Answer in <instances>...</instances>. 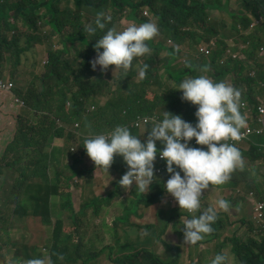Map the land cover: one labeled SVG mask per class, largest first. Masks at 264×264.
Segmentation results:
<instances>
[{
	"label": "trees",
	"instance_id": "obj_1",
	"mask_svg": "<svg viewBox=\"0 0 264 264\" xmlns=\"http://www.w3.org/2000/svg\"><path fill=\"white\" fill-rule=\"evenodd\" d=\"M231 1L0 0V30L12 32L10 39L6 37L4 41H0V60L4 59L1 52L4 50L8 60L11 61L14 55L16 63H19L20 56L32 48L33 42L41 40L38 36L21 32L19 22L32 32H38L40 26L44 25L42 27L48 28L50 36H58L62 44V50L50 53L47 72L42 77L44 82L47 78H54V85L47 87L44 83L45 90L40 88L28 93V117L17 116L16 132L11 142L6 145L0 160V195L13 209L14 219L26 221L35 216L40 218L46 227L51 228L50 244L47 246L51 264H91L94 257L90 249L88 253H81L84 242L75 238L80 216L85 211L84 205L76 207L71 193L66 191L70 189V181L74 176L85 175V180L90 182L93 174L84 168L85 161L81 152L70 158V149L64 150L54 145L55 140H66L67 143L74 141L75 135L67 132V126L87 117L90 124L94 123L96 128L108 129L102 133L106 134L119 125L128 127L132 134L140 136L138 129L132 128L133 122L139 116H153L159 107L164 110L156 120L162 119L164 111H167L180 115L185 121L195 125L197 106L182 101V92L176 89L183 79L200 75H206L215 82H226L239 89L241 102H248L255 108L249 115L240 109L242 115L248 124L258 123L257 107L259 101L264 100V59L261 60L259 54L260 48L264 46V0H238L237 9L231 8ZM61 2H73L77 12L73 15L68 8L60 9L56 3ZM145 10H148V15ZM210 11L220 12V17L212 16ZM99 12L112 17L104 31L111 27L122 30L124 23L139 25L154 22L158 26V35L147 42L148 47L153 49V54L144 62L149 67L146 78L140 81L139 85L133 80L137 75H132L129 71L126 74L117 71L121 78L114 88L111 84L114 68L109 67L101 72L97 66L96 70H93L91 62L96 57L94 45L104 31L98 30L92 36L83 29L87 26L86 20L96 19ZM223 13L231 16V22L221 16ZM22 41L24 45H21ZM212 43H215L216 47L210 56L199 54L202 46L209 47ZM234 44L244 45L243 52L237 58L230 52ZM180 49L184 52L176 58ZM70 52L84 57V60L79 63L69 62L64 56ZM163 52L168 54L164 66L170 70L168 77L172 89H168V85L162 81V74L156 75L157 62ZM195 52L206 58L198 62L192 56ZM175 61L180 62L178 68H172ZM254 72L256 75L252 76ZM150 86L158 87L160 91L152 101L144 100L142 93L135 89ZM101 95H106L108 101L103 106L97 105V109L88 115V105L94 103ZM68 104L70 108L66 111ZM83 127L87 131V121L83 123ZM194 140L193 138L190 142L192 147ZM250 143L251 152L239 149L245 162L244 169L235 170L227 182L228 189L225 194L232 201V205L228 211H224L226 214L231 210L240 212L243 209L233 197L236 190H241V195H244V186L250 190L264 188V174L261 172L264 169V136H254ZM250 162L258 164L250 166ZM157 165L158 163H154V167ZM110 169L122 172L127 171V166L122 157L115 156ZM66 171L70 174L67 175ZM168 179L166 176L157 179L156 185L151 189L155 194L154 198L165 193L163 184ZM112 182L113 180L102 195L94 196V199L85 205L90 207L97 217L107 213L113 199L124 191L118 182ZM111 183L113 190L110 188ZM263 193L264 190L260 194ZM135 196L136 200L146 197L138 194ZM170 199L174 198L171 196ZM130 202L132 201L122 196L117 203L120 207ZM158 210L163 211L160 208ZM172 213L175 215L176 226L180 224V230L177 229L175 234L183 242V223L192 215L181 210ZM247 216L250 218L248 213ZM111 221L104 224L107 230H111V226L114 227ZM9 223V219L0 215L1 241L9 236ZM165 223L172 224L167 221ZM224 225L228 232L230 227L227 217H218L212 226L213 232L208 236L216 237L218 232L224 229ZM67 227L70 229L67 230ZM249 231L250 234L254 231L263 237L260 241L250 238L246 243L241 242L238 248L233 243L240 239H232L231 250L233 249L232 252L236 255V264H264V231H259L258 227L253 226H249ZM147 232L144 238L133 243L137 251L133 246H120L122 239L118 242V239L110 234L114 245L106 249L105 246L104 249L111 251L109 256L113 264L176 263L181 253L180 247L157 236L165 248L164 260L147 247L156 237ZM164 233L165 230L162 235ZM146 239L147 244L144 242ZM199 243L197 245H200ZM228 244L223 241L218 247L222 248ZM25 247L28 248H15V256L25 255ZM127 251L130 253H126ZM116 253L120 255L117 256ZM25 256L30 258L29 254Z\"/></svg>",
	"mask_w": 264,
	"mask_h": 264
},
{
	"label": "clouds",
	"instance_id": "obj_2",
	"mask_svg": "<svg viewBox=\"0 0 264 264\" xmlns=\"http://www.w3.org/2000/svg\"><path fill=\"white\" fill-rule=\"evenodd\" d=\"M145 14L148 15V10H145ZM111 20L110 15L99 12L94 26L89 24L84 27L83 31L94 36L98 30L104 31ZM158 32V26L154 22L139 25L127 23L122 30L116 27L108 28L99 39H96L94 45L96 57L91 62L93 70L99 66L100 71L104 72L109 69V66H115L113 73L122 71L126 74L135 68L138 80L143 81L149 65H134L133 61L150 53L147 42L153 40ZM169 43L171 44L172 41L170 40ZM209 47L212 49V54L216 45L214 43ZM262 48L264 46L260 48V57L264 56ZM243 49L244 45L234 44L230 52L237 58ZM43 63L47 64L48 61ZM253 74L252 76L256 75L255 72ZM41 88L45 90L43 85ZM12 90H0V92L12 93ZM176 90L182 92V101L197 106L195 125L185 121L182 116L167 111H164L162 119L154 123L139 116L133 122L132 128L138 129L140 136L132 134L128 127L118 125L106 134L89 136L85 139L80 152L85 161L84 168L89 173L93 175L97 173L101 177L107 173L109 176L116 177L113 182H118L125 192L134 191L140 196H150L153 194L151 189L156 185L157 179L162 176L168 177L169 179L163 184V190L174 198L172 201L177 202L181 212L192 215L183 223V243L196 246L200 242V245H204L215 238L208 234L213 232L212 226L218 219L217 208L226 212L230 207L229 202L221 198L217 200L216 208L209 207L199 215H195L201 208V198L205 195L204 190L225 184L235 170H243L245 162L239 149H244V144L250 142L252 137H263L264 134L251 135L248 140L242 139L248 127L258 128L260 126V115L257 124L247 123L240 109L249 115L255 108L251 107L248 102H241V91L231 84L223 81L215 82L206 75H200L183 79ZM262 102L264 100L259 101V106ZM193 138L195 139L194 147L190 146ZM70 153L75 152L70 150ZM115 156L123 158L127 171L120 172L110 169ZM154 163L158 165L154 167ZM112 183L110 188L113 190ZM236 191H239L241 195V190ZM251 191L247 190L244 195L251 197ZM92 199L94 197L84 204L85 210L90 209L92 212L90 207H85ZM30 212L32 213V210ZM257 227L259 231H264L259 223ZM141 235H147V233L143 232ZM113 245L114 242L109 246ZM119 245L133 246L136 251L138 250L133 243L119 242ZM29 250L25 247L23 253L28 255ZM163 250L165 252L164 247ZM88 252L89 250L81 251L84 254ZM91 253L94 254L92 263L97 254ZM116 255L120 254L116 253ZM109 259H111L110 256ZM236 260L234 254L224 251L216 254L206 264H236ZM0 264H51V258L38 254L27 257L25 260L0 259ZM74 264H82V262Z\"/></svg>",
	"mask_w": 264,
	"mask_h": 264
},
{
	"label": "rangeland",
	"instance_id": "obj_3",
	"mask_svg": "<svg viewBox=\"0 0 264 264\" xmlns=\"http://www.w3.org/2000/svg\"><path fill=\"white\" fill-rule=\"evenodd\" d=\"M56 6L60 9H70L73 15L75 12H77L73 2L69 4L65 2L56 3ZM238 6V0L231 1L232 9H237ZM218 13L220 12L210 11V14L214 17H220ZM221 16H223L226 21L231 22V16L229 14L223 13ZM86 21L87 25H94L95 18H91L90 20ZM125 24L127 23H124L123 26ZM18 26L21 32L38 36L41 38V40H35L33 42L32 48L20 56L19 63H16V57L14 55L12 56L11 61L8 60V55L4 50H1L4 59L0 60V79L9 80L13 83L14 87L12 93L0 92V160L3 157L6 145L11 142L16 132L17 116L21 115L23 117H28L26 112L28 106V93L32 90L40 89L44 83L47 85V87L54 85V78H47L44 82L42 81V77L47 72L50 53L62 50V44L59 37L50 36V31L48 28L42 27L44 25L40 26L38 32L29 31L21 22L18 23ZM11 34L12 32H3L0 30V41H4L6 37L10 39ZM24 44V41H22L21 45ZM150 50L151 51L149 54L135 59L133 64H139L142 66L148 57L153 54V49L150 48ZM182 52L184 51L180 49L176 58H178ZM198 52L199 54L206 56V53L201 51V49ZM260 52L261 49L259 50V53ZM167 56V52H163L158 59L156 75L159 76L162 74V81L168 85V89H172L169 84L168 77L170 70L168 67L164 66L165 58ZM192 56L193 58L197 59L198 62H201L206 58L204 56L198 55L197 52H195ZM64 58L69 62L75 61L77 63L84 60V57L74 55L72 52L65 54ZM260 59L263 60L264 56H261ZM46 60L48 63L44 64L43 62ZM179 65L180 62L175 61L173 62L172 68H178ZM109 67L114 68L115 66ZM129 72L132 75H137V70L135 68L129 70ZM111 78V84L115 88L117 81L121 78V74L117 72L111 73ZM133 80L137 85L140 84V80H138V78H134ZM135 89L142 93L144 100L149 101H152L156 94L160 92L158 87L155 86ZM16 100H18V102ZM107 101L108 97L106 95L99 96L94 103L88 105V114L94 112L97 109V105L103 106ZM11 103H13V106H11ZM68 108H70L69 105L66 106V111ZM163 110V108L159 107L153 116L149 117L144 115L141 117L154 123L157 116H159ZM86 121L88 122L87 131H85L83 127V123ZM66 130L68 133L75 135V139H73L74 141L72 143H67L66 140H55L54 145L61 147L64 150L70 148V150L75 153L80 152L85 139H87L89 136L108 131L106 128H96L94 123L90 124L87 117L76 122L72 126H67ZM244 150L251 152L250 142H246L244 144ZM75 153H69L70 158H73ZM255 164L258 163L250 162V166ZM87 167L89 169L88 165ZM261 172L264 174V169H262ZM65 173L67 175L70 174L69 171H66ZM83 177H85V175L74 176L70 181V189L66 190L71 193L72 200H74L76 207L83 206L94 196L102 195L109 183L114 178H116L114 176H109L107 173H104L103 177L96 173L93 175L92 180L87 182ZM227 189L228 185L226 182L223 185L213 186L212 188L210 187L209 189L204 190L205 195L201 198V208L197 211V215L209 207L216 208V202L221 198L228 201L229 205H232V201L225 194ZM242 189L244 191L250 190V188L247 186L242 187ZM262 190H264L262 187L252 190L251 197L239 195V191H235L233 197L237 200L238 205L243 208L240 212L236 211L235 209L234 211L231 210L228 214H226L224 211L217 208L218 217H227L230 230L227 232L225 228L226 225H224V229L220 230L213 240L205 243L204 245L188 246L177 237L175 232L177 229L180 230V224L176 226L177 223H175L174 219L175 215L172 212L181 209L179 208L177 202L173 203V201L170 199L171 195L167 194L166 192L161 193L158 198H154L155 194H152L140 200H136V193L134 191H123L120 196H116L113 199L109 211L103 216L99 217H95L96 215L92 214L90 209H86L80 216V224L76 231L75 238H80L85 242V245L82 246L83 251L90 249L97 254L96 259L91 264H113V262L109 259V250H104L105 246L113 243V239L110 234L117 238L118 242L120 239H122L121 243H136L137 240L145 237V235H141V233H148L147 231H149L152 235H156V237L149 245H147V247L152 249L158 257L164 260L166 259V255L164 254L162 243L157 238V236H161V239H167L175 246L180 247L181 253L176 263L169 264H206L219 251H230L232 254H234L231 251L232 239L238 238L241 240H236L233 243L236 248L241 246V242L246 243L249 241L251 238L249 226H258L255 212L261 211V207L264 205V193L260 194ZM122 196L132 202L120 205L119 207L117 202ZM158 208L162 209L163 211L160 212ZM247 213L250 215V218H248ZM0 215L10 220L8 225L9 236L0 242L1 260L27 259V256L25 255L16 257L14 254L15 248H20L22 246H27L30 249L29 256H35L38 254L49 256V249L47 246L50 244L51 228L46 227L41 222L40 218L31 216L26 221L15 220L13 209L6 204L3 196L1 195ZM243 220H246V222ZM110 221L112 224H114V227L111 226V230H107L104 224H109ZM165 221L172 224H166ZM69 229L70 228L67 227V230ZM164 230L166 233L162 235ZM223 241H227L229 244L219 248L218 244L222 243ZM144 242L147 244L148 240L146 239ZM249 256L250 258L252 257L251 254Z\"/></svg>",
	"mask_w": 264,
	"mask_h": 264
},
{
	"label": "built area",
	"instance_id": "obj_4",
	"mask_svg": "<svg viewBox=\"0 0 264 264\" xmlns=\"http://www.w3.org/2000/svg\"><path fill=\"white\" fill-rule=\"evenodd\" d=\"M214 45V43H212ZM264 50V48H262ZM201 51L206 53V55H210L212 52V49L207 46H202ZM254 75V74H253ZM13 88V84L9 81L0 80V90L1 91H11ZM259 115H260V126L258 128H251L248 127L245 132L243 133V138L248 140L251 135H263L264 134V102L258 107ZM251 196V193H250ZM256 218L258 223L261 227L264 228V205L261 207V211L256 212Z\"/></svg>",
	"mask_w": 264,
	"mask_h": 264
},
{
	"label": "crops",
	"instance_id": "obj_5",
	"mask_svg": "<svg viewBox=\"0 0 264 264\" xmlns=\"http://www.w3.org/2000/svg\"><path fill=\"white\" fill-rule=\"evenodd\" d=\"M262 237H263V236H261V235L255 233L254 231L251 232V239L254 240V241H255V240H256V241H260ZM110 245H111V244H110ZM108 246H109V245H108ZM256 253H257V251H256Z\"/></svg>",
	"mask_w": 264,
	"mask_h": 264
}]
</instances>
